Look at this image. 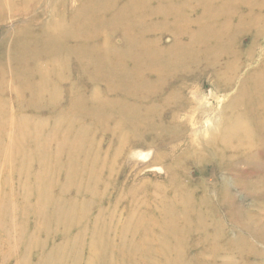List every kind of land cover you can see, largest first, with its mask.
Returning a JSON list of instances; mask_svg holds the SVG:
<instances>
[{"label":"bare ground","instance_id":"1","mask_svg":"<svg viewBox=\"0 0 264 264\" xmlns=\"http://www.w3.org/2000/svg\"><path fill=\"white\" fill-rule=\"evenodd\" d=\"M56 1V16L47 18L46 12ZM248 1L251 2L135 0L134 5L127 7L132 0H79L80 4L74 7L71 0H0V22L4 17H16L17 13L31 15L35 21L33 25L27 23L13 28L9 38L0 39L2 264L8 256L12 264H63L64 261L78 264V247L84 237L79 234L85 231L81 216L90 202L98 201L105 193L103 186L115 181L112 170L118 154L125 150L132 152L137 147L164 152L173 149L176 142L182 143L169 155L167 164L175 168L167 167L162 182L156 181L145 191V183L136 186L139 182L126 181L129 184L121 189L129 202L131 198L132 208L126 206L125 218L117 217L115 226H111L114 214L108 207L96 208L93 215L96 223L89 225L88 238L91 239L90 253L96 250L98 253L96 257H89L85 264H111L108 257L118 261L115 253L100 255L114 240L119 241L124 258H129L130 247L138 245L141 252L136 258L142 260V264L150 257L156 260L151 259L148 264L158 261L186 264L184 259L175 257L182 231L179 221L188 219L190 213L197 220L202 218L201 214L210 215L211 229L219 230L223 228L221 221L233 220L239 221L236 224L241 229V211L231 205L235 200L228 194L229 186L254 201H264V193L253 186L260 187L264 183V179L255 177L260 173L251 174L234 169L236 167L231 168V174L228 171L233 162L240 167L256 165L259 151L256 154L250 142L264 139V0H253L254 4L245 8ZM39 6L46 12H36ZM128 9L141 11H134L131 18L126 17ZM223 28L226 32L221 34ZM2 34H6L5 30ZM165 34L173 41L161 46L159 39ZM245 34L251 36V46L244 52V60L249 64L241 61L244 48L236 42L237 37ZM98 36L102 40L96 44ZM117 37L122 39L120 46L114 44ZM183 38L187 41L182 42ZM70 59H74L76 67L79 65L76 72L87 80V86H102V89L90 90L88 94L74 91L77 83L70 84L63 78ZM241 70L245 71L242 76ZM52 76L56 78L54 81H51ZM197 78L204 79L211 89L210 96L218 103L216 109L222 125L220 135H214L208 128L209 141H198V145L192 139L194 131L186 127L185 117L180 115L189 110L186 120L192 123L202 118L201 109L210 107L201 102V89L188 91V85L192 86ZM7 80L15 86V103H33V118L24 116L18 122H9L2 98ZM63 81L67 107L52 108V104L58 103V93L65 91L59 86ZM231 91L233 94L225 102L224 98ZM45 99L50 109L43 117L49 123L44 127L35 105L42 104ZM244 104L245 108L241 109ZM75 110L77 112H73ZM238 110L244 111L243 114ZM209 121L207 119L205 124ZM96 132L109 136V145H99ZM185 133L188 136L182 137ZM234 135L239 138L232 139ZM241 143L246 147L235 151ZM252 151H255V159L250 156ZM241 158L245 161L242 164ZM159 159L160 156L153 154L151 163ZM194 161H216L219 170L229 176L216 186L212 197L201 185L202 195L193 198L192 189L184 187L182 175L176 173L184 163ZM251 175L252 180H244ZM120 177L123 178L122 175L113 178L118 183ZM163 187L168 191L165 194ZM118 195L119 191L116 198ZM138 197L148 199L145 204L157 211L159 225L172 230L161 233L155 227L154 236L141 232L138 235L140 244L132 245L129 233L137 225L130 214L136 212L133 205ZM223 201L229 205L220 213L219 204ZM136 204L141 208L142 204ZM191 204L199 209L190 211ZM113 205L118 207L116 202ZM108 206L111 205L108 203ZM69 216L72 218L68 219ZM26 225L29 229L24 233ZM193 225L185 220L183 229H193L190 228ZM73 230L75 234L70 238L67 231ZM55 235L60 242L53 243L49 250L32 259V249L41 248ZM154 240L161 243L155 249L150 244ZM166 241L172 243L170 248L162 247ZM214 241L209 239L210 244ZM14 251L20 252L19 257H12ZM168 252L175 255L167 257Z\"/></svg>","mask_w":264,"mask_h":264},{"label":"rangeland","instance_id":"2","mask_svg":"<svg viewBox=\"0 0 264 264\" xmlns=\"http://www.w3.org/2000/svg\"><path fill=\"white\" fill-rule=\"evenodd\" d=\"M227 1L230 2V0H227ZM231 1L233 2V0ZM134 3H135V0H132V2H128L127 7H131L132 5H134ZM57 4H58V1L54 2L52 8L48 9V12H46V9L43 6H39L36 12L38 13L46 12L47 18L51 16L55 17L57 14V9L55 6ZM70 4L71 6L77 7L80 4V2L79 0H74V1L71 0ZM252 4H254L253 0H251V2L248 1L244 5V7L245 8L249 7ZM117 6H118V3H117ZM63 8L64 6L62 4L61 10ZM54 9L56 10L54 11ZM194 10H197V9H194ZM134 11H141V10L140 9H128L126 13V17L132 18V13ZM27 23H30L31 25H33L35 21L33 20V18H31V15H25V13H21V14L17 13V16L14 18L4 17V21L0 22V39L2 38L6 39L7 37L9 38L10 34L13 31V28L17 26L23 27V25ZM167 27L168 26L166 25V28ZM3 30H5V33H6L5 35L3 34L1 35ZM225 32H226V28H223L220 31L221 34ZM106 34H103V35H106ZM248 35L246 34L241 35L237 37L236 39V42L240 43V47L242 46L244 48V50L242 49L241 51V61L242 62L244 61L246 64H249V61L244 60V57H245L244 52L247 50L248 47L251 46L250 45L251 36L250 35L248 36ZM101 40H102V37L98 36L96 38L95 43L99 44L101 43L100 42ZM159 40H160L159 44L161 46H166L172 43L173 38L170 35L165 34V35H162V37ZM186 41H187L186 38L182 39V42H186ZM263 41H264V36H263ZM114 44L116 46L122 45V39L120 37L115 38ZM124 45H125V42H124ZM263 48L264 47H262V49ZM78 67H76V63L74 59H70L68 71L67 73L64 74V77H63L64 79H67L68 83L70 84L74 83V85H76L75 83H77V89H75L74 91H78V92L80 91L81 94H84V93L88 94L90 93V90L102 89V86L101 87L87 86L86 85L88 83L87 80L82 78L80 73L76 72L78 71ZM244 70H241V76L244 75V72H245ZM55 79H56L55 76L51 77V81H54ZM64 79L60 78V80H64ZM203 80L199 78L195 79L193 81L192 86L188 85V91L189 92L197 91L198 89H201L203 93V101L201 102L207 103L206 106L210 105V107H206V110L201 109V112H203L202 118L195 119L192 123L186 120V116L189 115L188 114L189 110L182 111V113L180 114L182 118L185 117L183 122L185 123L186 127L194 131L193 132L194 135L192 139L194 143H197V145L199 144L198 141H202V142L209 141L208 140L209 133L206 132L208 128H211L213 130L214 135H220L219 132L222 127L219 121V118H218L219 112L216 109L218 103H216V101L210 96L211 89L205 83L206 81L204 82ZM64 82L65 81L61 82L59 86L65 91H60V93H58V101H57L58 103L52 104L51 105L52 108H57V107L64 108L67 105V103H65L66 89H65ZM4 85L6 87H5V93L2 95V98L5 100V103H3L4 108H5L4 110L5 112L9 113V116H10L8 118L9 122L12 123L15 120L18 122L19 120H22L24 116L26 117L29 116L33 118L34 117L33 116L34 111L32 108L33 103H15L14 102L15 86L13 85L12 81L7 80V82L4 83ZM25 94H24V97H25ZM232 94H233L232 91L227 93L226 97L224 98V101L227 102L230 95ZM44 101H46V99L42 101V104L35 105V109H36L35 112H37L40 115L41 120H44L42 122V125L45 127L49 123H48V120L44 119L43 117L46 116V110L50 109V105H47L46 103H44ZM74 106L71 107L72 110L74 109L73 108ZM244 108H245V104L241 107V109H244ZM246 110H248V108ZM239 111L242 112L241 110H238V112ZM73 112H77V111L75 110ZM207 119H210L211 121H209V123L206 122L205 124V121ZM213 123L215 124V126H213L214 125ZM248 128H251L250 125H248ZM99 133L100 132H96L95 134L96 138H99L98 144L99 145L103 144L106 147L107 145H109L110 137L107 135L99 134ZM187 133L182 135V137L188 136ZM231 138L235 139L239 137L234 135ZM166 139H169V138L166 137ZM181 144H182L181 142H176L174 144L173 149L169 148L164 152H158L156 149H155V152L152 150L147 151L145 149H141L140 147H137L136 149L132 150V152L125 150V151H121L118 154L119 155L118 159L115 162V166L113 167V170H112V173H114L112 176V179L115 181L113 182L109 181L103 186V190L105 193L99 198L98 201L90 202L89 205L87 206L85 214L81 216L84 226L86 228L83 227L82 230H85V231H82L81 234H79V236L83 235L84 237H83L81 245L78 247V253L80 254V259H79L78 264H85L86 260L89 257L91 256L96 257L98 253L97 250L93 251V253H90L91 251L90 248L92 247L91 245H89V242L91 241V239L88 238L89 237L88 233L90 231L89 225H91V223L93 222L96 223V219L93 216L96 208L100 205L108 207L109 212L111 214H114L111 219V226H115L117 224V217L123 216V218H125L124 216L126 215V206L128 205L129 207L132 208L131 198L129 202V199L125 197V194L122 193L121 188L128 185L131 181L135 180V182H139L136 184V186H138L140 183L141 184L145 183L144 189L146 191L147 188H151L153 185H155L156 181L162 182V180L165 178L167 167L175 168L174 165L168 166L167 164L169 155L173 154V151H175L177 148H180ZM245 147L246 145L244 143H241L235 151L241 150V148H245ZM250 148L254 149L256 151V154H257V151H259V158L256 160L257 164L251 165V166L249 164H246V166L240 167V165L234 166L236 164H234L233 162L229 166L230 169L228 171L231 174L232 173L231 168L236 167L234 169L239 168L251 174L260 173L259 175L257 176L254 175V176L258 177V179H261V178L264 179V139L263 140L259 139L257 141L256 140L251 141ZM55 150H56L55 148L51 149L52 152H55ZM104 150H107V148H105ZM111 150L114 151V148L112 147ZM112 151L109 153L112 154ZM255 151H252L250 153V156H253L254 159L256 158L254 155ZM153 154H155L156 157L160 156V159L158 162L151 163V161L153 160ZM242 154L243 153H241V155ZM242 159L243 158L239 159L241 160L240 161L241 163L238 162V164L239 163L242 164L245 162ZM249 159L250 157L248 158V160ZM215 162L214 161L186 162L181 166V169H177L176 173L178 175L180 174L182 175L181 182L183 186L184 187L188 186V188L190 187L189 189H192L193 192L191 191L190 194L191 196H193V198L194 197L200 198V196L202 195L200 194L202 192L200 190L201 185L202 187L207 188L208 191L206 192L209 194V196L211 195L212 197L214 194V191L216 190V186L221 182V180L229 177V176H226V173L224 171L219 170L217 163ZM250 167H253V168H250ZM120 175H122L123 178L120 177L121 180L120 181L118 180L119 182L117 183V179L113 177L114 176L117 177ZM252 179H253V175L248 176L247 178H244L245 181H249ZM126 181H129V183H127ZM253 186H257L255 189L258 188L259 191H262L264 193V183H262L260 187L258 186V184H254ZM16 187L18 186L16 185ZM118 191H119V195L116 198V194ZM126 192L128 193L129 191H126ZM167 192H168L167 189L164 188L163 194ZM228 194H230L235 200L234 204L231 203V205H234L233 208H235L237 211H241V229L236 224L239 222L237 220H233V222L221 221L223 228L219 230L211 229L209 227V221H208V217L210 215L201 214L202 218L197 220L195 217L191 216L192 214L190 213L189 218L187 217L188 219L184 218L182 219V221H179L181 222L180 228H182L181 229L182 231H180L181 233H179L180 248L175 258L179 260L184 259L186 264L188 261L192 262V263L190 262L189 264H225V263L227 264H264V201H260V202L254 201L253 199L248 198L246 194L242 192L239 193V190L235 189L234 187L231 188V186H229ZM142 195L145 196L144 194ZM146 196L149 197V195H146ZM152 196L154 197L155 200L157 199L156 195H152ZM147 201L148 199H145L144 197L143 198L138 197L136 198L135 203L133 205V208H136V212L131 213L130 216L132 217L134 224H136L137 226L133 227L129 233L131 234V236L128 239L131 241L132 245L134 243L140 244L141 241L140 242L138 241V235L141 232H145L148 235H153L155 234V231L153 230V228L155 227L161 233L167 232L168 230H172L171 228H164L159 225L158 219L156 218V216H158L157 211H153L154 209L152 207L150 209L149 208L150 204H148V207H147L145 204V202ZM114 202L117 203V206H118L117 208L113 205ZM108 203L111 206H108ZM136 203L142 204L141 208H138L137 207L138 204ZM197 205H200V204H197ZM227 205H229L227 201L220 202L219 209H218L220 210V213H224L222 208H224ZM190 206H191L190 211L199 209V207L196 206L195 204H191ZM148 216L151 217L150 220H145ZM105 217H106V214L104 215V218ZM70 218L72 217L69 216L68 219ZM68 219L67 221H70ZM185 220H188L190 223L195 224L192 227H190L193 229H187L186 226H185L186 230L183 229V224L185 225ZM105 221H107V218H105ZM176 226L179 227V224H177ZM28 229H29L28 225H26V229H24L23 232L24 233L27 232ZM112 230L114 231L116 229L113 228ZM69 231L67 232L69 233L70 238H72L75 234V230L71 231V233ZM69 236H67L68 239H69ZM210 238L215 240L211 244L209 242ZM228 241L233 242V244L229 243ZM59 242L60 240L58 239V235H55V237L52 236L47 241H45L44 242L45 244L43 243L44 245H42L41 247L42 249L41 248L36 249L34 247V249H32L34 250L33 251L34 253L32 254V259L35 258L37 254L49 250L53 246V243L57 245ZM118 242L119 241L116 242L114 240L112 245L110 247L106 246L107 248H105L100 255L105 257L107 255H110V254L112 255V253H115L116 254L115 258L118 259V261L115 262L113 258L111 259L108 257V261H110L111 264H131V262L134 264H142V260H140L138 257L136 258V255L140 254L141 252V248L138 245L130 247L129 248V258L127 256L124 258L123 257L124 255L121 253V250H119L120 244H118ZM165 243L166 245H162V247L170 248L172 246L171 242L166 241ZM150 244H151V247L155 249L156 245H160L161 243L159 244L158 241L154 240V241H151ZM148 251L149 250H147V252ZM171 253L172 252H168L167 257L175 255V254L171 255ZM19 255H20V252L14 251V255L12 257L17 258L19 257ZM151 259L156 260L155 257L154 258L150 257L148 259H145L147 261L146 264L150 263L148 261ZM158 262H156V264L165 263V262L161 263V261H158ZM2 263H3V259L0 258V264ZM4 264H12L10 256L6 257V261H4ZM63 264H66V261H64Z\"/></svg>","mask_w":264,"mask_h":264}]
</instances>
